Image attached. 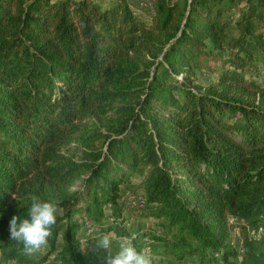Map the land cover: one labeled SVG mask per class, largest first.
<instances>
[{
  "label": "trees",
  "instance_id": "obj_1",
  "mask_svg": "<svg viewBox=\"0 0 264 264\" xmlns=\"http://www.w3.org/2000/svg\"><path fill=\"white\" fill-rule=\"evenodd\" d=\"M125 179L149 221L123 214ZM33 196L61 212L29 255L9 221ZM90 221L153 264H264L248 233L264 227V0H157L150 20L117 0H0V264H104L77 236Z\"/></svg>",
  "mask_w": 264,
  "mask_h": 264
},
{
  "label": "clouds",
  "instance_id": "obj_2",
  "mask_svg": "<svg viewBox=\"0 0 264 264\" xmlns=\"http://www.w3.org/2000/svg\"><path fill=\"white\" fill-rule=\"evenodd\" d=\"M58 204L54 200H43L33 196L28 218L13 216L9 221L10 240L23 245L26 254H33L46 247L57 224ZM97 240L96 249L107 253L104 264H153L150 253L138 250L129 239L119 244V250L112 252L113 239L110 233L103 234Z\"/></svg>",
  "mask_w": 264,
  "mask_h": 264
},
{
  "label": "rangeland",
  "instance_id": "obj_3",
  "mask_svg": "<svg viewBox=\"0 0 264 264\" xmlns=\"http://www.w3.org/2000/svg\"><path fill=\"white\" fill-rule=\"evenodd\" d=\"M94 1H97L100 4H102L103 6H105L114 0H94ZM117 1H121V2L128 4L134 13L140 15L142 18H144L146 20H150L151 14H153L155 12V4H156L157 0H117ZM197 74H198L197 81L203 85L210 82L216 76L212 71H208L206 69H204L203 71H198ZM91 120L95 121L96 124H98V125L100 124L99 121L96 119H91ZM72 152H75L74 149L72 150ZM76 152H77V154H80L79 150H77ZM72 154H74V153H72ZM75 156H76V154L74 155V157ZM130 179H132V182H137L140 179V176H138L137 174H134L131 176ZM80 181H81L80 179H76L74 185H72V188L78 187V185L80 184ZM132 182L125 179L120 184V190H121V193L123 195L121 197H119V201L123 197H125L126 199L129 200V201H127V203H124L122 205V212H123V214L130 216V218H135L136 220H139L140 222H147V221H149V218H147L143 215H139V209H138V208H145L147 203L145 201V198L142 196V192H141V189L139 187H135L136 188L135 191L137 193L132 194L129 191V187L131 186ZM135 206H137V207H135ZM112 209H113V206L110 203L105 204V206H104V214H105L104 220L110 219L109 217L111 216ZM58 212H61V209L59 207H58ZM79 214H80V212H76L74 214V218L79 217ZM229 229H230V232L232 234V236H231L232 244L236 245V247L239 246V248H240L241 233L239 231L237 219L232 218V217L229 218ZM248 233H249V235L254 236V237H264V227H260L257 230L249 229ZM103 234L104 233H102V231L99 230V228L97 227V223L94 221H90V222H86L84 224H81L79 227V230L77 231V236H78V238L81 241V244L83 246L87 245V244H91V245L97 244L96 239H99ZM59 238H60V235H59ZM87 238H90V239L88 240ZM47 248H48V244L46 247L42 248L41 250L45 251V250H47ZM154 258H156V260H158V256L156 254L154 255ZM185 262H186V264H196L194 257H191V256H186ZM8 264H23V263H19L15 260H10L8 262ZM161 264H166V262L162 261Z\"/></svg>",
  "mask_w": 264,
  "mask_h": 264
}]
</instances>
